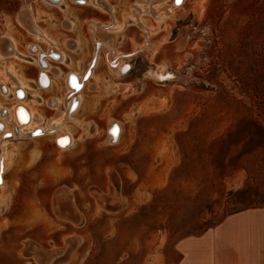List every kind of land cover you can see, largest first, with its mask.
<instances>
[{
	"label": "rangeland",
	"instance_id": "1",
	"mask_svg": "<svg viewBox=\"0 0 264 264\" xmlns=\"http://www.w3.org/2000/svg\"><path fill=\"white\" fill-rule=\"evenodd\" d=\"M105 1L112 15L74 0L61 5L0 0V41L13 37L24 56L0 57V84L10 88L8 95L0 91L4 107L18 102L7 74L12 70L38 124L55 114L48 101H41L45 88L37 80L43 69L28 50L36 44L46 52L51 46L21 26L22 10L33 12L41 30L58 24L63 44L43 31L64 51L65 63L74 57L71 66L63 65L68 72L75 69L82 76L98 55L93 77L80 90L82 105L64 124L71 145L62 148L55 134H47L7 138L0 146L6 163L0 187V264H37L34 256L45 264H178L185 257L195 264V237L208 233L214 240L237 241L241 224L259 225L246 228L264 236V0H185L187 15L174 23L144 12L151 41L148 50L137 52L146 38L126 19L134 4L142 10L149 4ZM97 12L119 29L95 26L94 35L80 19ZM69 17L77 21L76 29H70ZM74 37L80 51H70L79 45ZM98 40L123 55L130 69L126 75L137 79L130 92L106 81L97 87L99 64L113 78L124 76L109 66L111 57L103 50L96 52L93 41ZM162 63L175 76L172 80L154 77L153 69ZM46 72L56 87L62 86L52 69ZM65 92L64 86L63 99ZM112 121L122 127L115 143L108 140ZM60 189L75 208L77 222L57 212L54 197ZM242 213L248 215L230 221ZM238 245L229 247V264L241 260ZM62 249L66 258L51 255ZM211 251L212 264H226L225 252L221 256L216 246Z\"/></svg>",
	"mask_w": 264,
	"mask_h": 264
},
{
	"label": "bare ground",
	"instance_id": "2",
	"mask_svg": "<svg viewBox=\"0 0 264 264\" xmlns=\"http://www.w3.org/2000/svg\"><path fill=\"white\" fill-rule=\"evenodd\" d=\"M76 3H80L82 5H88L92 4L96 9L101 10L102 12H106L108 14L112 15V10H109L108 4L105 0H74ZM166 0H139L138 2H143L146 4H149L150 8H146L144 10L139 7V4H134L133 9L131 10L132 16L128 17L126 19V24L136 26L142 31V36L146 38V41L143 43V46L138 45L137 48L134 49L133 52H137L141 48H146L148 50V44L151 41L150 39V29L146 27L145 23L143 22L141 18V14L144 12L153 13L152 16H154L155 19H165L170 18L172 19L173 23L178 20L179 18H184L187 15V12L184 10L185 6V0H181V2H177V0H172L170 5L164 4L162 7H154L158 5L157 3H164ZM176 1V2H175ZM46 2L50 4H59L63 2V0H46ZM181 3V4H180ZM111 9V8H110ZM194 10L198 12V7H195ZM18 21L21 24L22 27H24L29 33L34 34L39 39L45 40L49 45L51 46L50 49H48L46 52L42 51L38 45H31L29 47L30 56L36 57V62L39 64V66L43 69L38 76L37 83L39 87L46 88L48 85L50 86L51 80L46 72V70L53 71L52 66L50 65V62L60 63L64 62L65 60V54L63 51L57 49V47L52 43L51 39L46 35V33L40 29L38 26L34 16L32 15V12L27 11H21L18 14ZM88 27L90 28L91 32H96L95 26L91 22H87ZM96 26L100 27L103 30L107 31H115L116 29H119L115 23H109V24H102L101 22H96ZM171 33L170 27L167 28V33L163 36L164 42L168 41V37ZM7 39L4 41H0V57L2 59H8L13 57H18L20 59H23L24 56H22L17 51V43L16 40L13 37H6ZM4 42V44H3ZM94 47L96 52L103 50L104 55H108V62L109 66L111 68L115 67L116 72L119 75H126L129 69L128 64L126 62L122 61L121 56H123L120 53H115L114 49L110 47V45L105 44L102 41H93ZM95 52V53H96ZM96 60L91 61L86 71L83 73L82 76L78 75L77 73H69L66 75V84L68 87V92L66 93V97L62 98H56L48 100L49 106L55 110V114L52 118L48 119L46 123L43 126H40L38 123L37 116L33 109L28 105L27 103V93L24 86L20 84L16 79H14L12 76V70H8L7 74L10 76L11 83L13 86H16V89L14 91V96L18 100V102L14 104L12 108H6L2 104H0V133H1V139H0V146L2 145L3 140L7 138H15V139H24L28 137H36V136H44L47 134H55L56 135V141H60L62 138H67V144L66 146H61L60 143L58 145L62 148H65L73 143L72 136L64 132V124L67 122L73 121L72 115L76 112L78 109V106L80 105L82 98H81V89L84 87L85 82H88L89 79H91L94 75V65L96 66V63H98V55L95 54ZM40 60V61H39ZM93 60V59H92ZM114 69V68H113ZM153 75L154 77L160 81H170L175 76L168 71L167 65L162 63L159 64L157 69H153ZM41 74V75H40ZM72 75V83L68 85L69 77ZM41 76V79H40ZM40 80V81H39ZM40 82V84H39ZM88 84V83H87ZM118 88H116L117 90ZM120 90V89H118ZM0 91L2 94L8 95L10 93V88L6 86L5 84H0ZM131 88H126V92H130ZM121 92V90H120ZM78 93V94H76ZM68 97V98H67ZM8 124H11L12 127L8 129ZM63 131L64 134H60L59 132ZM9 133L11 135H9ZM34 133H40L39 135H34ZM122 133V127L119 122L112 121L111 124L108 127V140L111 143L118 142L120 139ZM6 134H8L10 137H8ZM0 167H2V172H0V179H2V183H0V187L4 186L5 180L3 174L5 173L6 163L4 154L0 157ZM64 193V190H59L56 192V195L54 197L55 206L57 208V212L64 214L67 221L73 220V222H77L79 220L77 212L75 211V208L73 207L71 201L66 200V197ZM62 251H53L51 253L52 256L56 257H65L64 253ZM62 253V254H61ZM64 255V256H62ZM34 261L37 264H45L43 261V258L33 257Z\"/></svg>",
	"mask_w": 264,
	"mask_h": 264
},
{
	"label": "crops",
	"instance_id": "3",
	"mask_svg": "<svg viewBox=\"0 0 264 264\" xmlns=\"http://www.w3.org/2000/svg\"><path fill=\"white\" fill-rule=\"evenodd\" d=\"M97 13L98 14H93L91 16L88 15L87 17H82L80 19V22H82V24H84V25L86 23L87 26H88L87 21L92 22V24L94 26H96V21H99V22H101L103 24H106L107 23V19L105 17H102L100 12H97ZM52 14H54V13H52ZM33 16L36 18V16L34 14H33ZM115 18H116V15H115ZM44 19H42V20H44ZM60 19H62V20L59 23V25L63 26L62 22H63L64 18L60 17ZM68 19H71V17H69ZM69 21H70V29H76V25L75 24H76L77 21H75V19H71ZM51 24L57 25V27H55V28L53 27L51 29H48L47 27H45V28L41 27V28L47 33V35L48 34L50 35V37L53 39L54 42L59 40L60 44H63V42L61 41L60 35H59V34H62V33H59V32L56 31V29H59L58 28V24L57 23H53V22ZM78 39L79 38H75V37L71 38V40L76 41V42H79ZM38 46L40 48H42L40 45H38ZM80 49H82L81 42H79L78 47H76L74 50H70V51L76 52L78 50L80 51ZM85 54H87V56L84 58V60H88L89 51L85 52ZM73 60H74V57H71L69 55L68 58H67V62L66 63L65 62H60V63H57L56 65H54V64L51 65L50 64L53 67L54 75L56 74L55 77H60L61 78L60 83L62 84V86L56 87V85L54 84V80H52L53 77H52V79L50 77V80H51L50 86L48 85L45 88V90L42 89L44 91V95H45V97L42 98V100H41L42 102H46V104H48L47 103L48 100L56 99V98H62L64 96V95L62 96V94L60 92L62 91V89H64V86H65V89L67 91V86H66V83H65V78H63V80H62V77L68 75L69 73H77V71L75 69H73L72 71L68 72V70H66V68H64V66L65 67L71 66L72 63H73ZM74 67H77L76 63H74ZM127 73H130V69H129V71ZM96 76L98 77L97 78L98 79V84H96L98 88L101 87L99 82H104V81H106L108 83H111L114 88L115 87L119 88L121 90V92H126V88H128V87L133 88L134 85H137L136 84L137 83V79H135V78H133V77H131L129 75L119 76V78L111 77L108 74V72L106 71V69L101 67L100 64H99L98 68L95 71V78L94 79H96ZM36 79H37V77L35 78V80L33 79L35 87H37ZM40 79H41V76H40ZM52 81H53V84H52ZM39 84H40V82H39ZM80 105H82V104L80 103ZM244 215L246 217V215H248V214L247 213H242V214L233 216L230 221L231 222H233V221L236 222L238 220L240 221V220L244 219ZM248 226H250V227H258L259 225H246V224L239 225L238 228H237V231L239 233H241V235L237 234V235H239V238H240L239 240L237 239V241L233 240V239L230 240L229 238H220V239H215L214 240L213 237L210 236L208 233H206V234H204L202 236H198V237L193 238V241L196 244L195 254L197 256L195 264H212L213 262L209 260V256L213 252V251H211V250H213V246H216V250L220 252L221 256L225 252L224 253V255L226 257V261L225 262H226V264H229L228 263V258L230 257L229 256V254H230L229 247H230V245H233L234 243H236V244L238 243L239 244L237 246V251L236 252L238 254H240V256H241V257H239V258H241V260L237 264H264V236L255 235V234L249 232L251 230L248 231V228H246ZM237 238H238V236H237ZM183 243H185V241H183ZM231 252H232V250H231ZM178 264H192V260H190L188 257H185L183 260H180Z\"/></svg>",
	"mask_w": 264,
	"mask_h": 264
},
{
	"label": "snow or ice",
	"instance_id": "4",
	"mask_svg": "<svg viewBox=\"0 0 264 264\" xmlns=\"http://www.w3.org/2000/svg\"><path fill=\"white\" fill-rule=\"evenodd\" d=\"M81 2H83V0H81ZM177 2L179 3V2H181V0H177ZM37 135H39L40 133H36ZM9 135H11L10 133H9ZM67 138L65 137V138H62L60 141H58V143H60L61 144V146H66V144H67ZM0 172H2V167H0ZM0 183H2V179H0Z\"/></svg>",
	"mask_w": 264,
	"mask_h": 264
},
{
	"label": "water",
	"instance_id": "5",
	"mask_svg": "<svg viewBox=\"0 0 264 264\" xmlns=\"http://www.w3.org/2000/svg\"><path fill=\"white\" fill-rule=\"evenodd\" d=\"M72 75L69 77V82H68V84L70 85V83H71V79H72ZM34 135H37L36 133H34Z\"/></svg>",
	"mask_w": 264,
	"mask_h": 264
},
{
	"label": "flooded vegetation",
	"instance_id": "6",
	"mask_svg": "<svg viewBox=\"0 0 264 264\" xmlns=\"http://www.w3.org/2000/svg\"><path fill=\"white\" fill-rule=\"evenodd\" d=\"M40 61V60H39ZM71 76V75H70ZM71 83H72V79H71ZM8 137H10L8 134H7Z\"/></svg>",
	"mask_w": 264,
	"mask_h": 264
}]
</instances>
